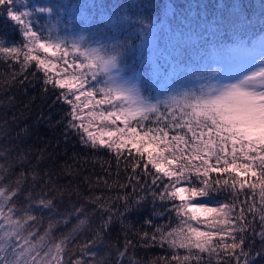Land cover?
Segmentation results:
<instances>
[{
    "label": "snow or ice",
    "instance_id": "snow-or-ice-1",
    "mask_svg": "<svg viewBox=\"0 0 264 264\" xmlns=\"http://www.w3.org/2000/svg\"><path fill=\"white\" fill-rule=\"evenodd\" d=\"M80 7L59 0L31 5L28 0H0V17L18 26L22 36L19 43L0 40V60L11 61L13 81L20 76L24 78L20 84L29 76L39 80L41 92L54 97V104L68 106L61 107L56 121L63 127L65 142L75 136L94 153L101 149L114 153L117 168L127 149L126 165L134 174L142 165V175L150 183L130 176L129 182L136 180L133 195L116 197L123 201L122 209L90 197L88 203L102 213L101 223L81 246L77 233L87 220L85 208L73 206V213L54 220L59 214L56 200L64 192L51 181V174L41 177L33 165L4 183L15 164L29 162L23 152L4 159L0 264H125V259L127 264H264V40L258 49L248 46L251 21L239 5L232 6L230 18L221 23L237 39L231 49L221 46L219 59L199 54L219 34V24L211 23L196 32L187 23L173 29L172 49L165 46L164 56L156 39L157 25L143 18L134 21L139 24L134 30L139 45L130 44L128 36L110 35L92 19H85L80 30L87 35L73 34V10ZM129 57L138 58L145 70L131 68ZM42 158L43 153L37 163ZM41 179V190L34 193L35 181ZM149 198L152 216L144 224L150 231H133L124 217ZM45 213L49 222L41 233L38 225ZM72 214L78 223L57 237L54 229ZM117 217L125 241L123 249L115 248V259H96V253L83 259L97 240L102 242ZM129 232L135 241L128 238ZM137 246L158 247L164 255L142 260L136 256ZM76 248L81 258L73 259Z\"/></svg>",
    "mask_w": 264,
    "mask_h": 264
},
{
    "label": "trees",
    "instance_id": "trees-1",
    "mask_svg": "<svg viewBox=\"0 0 264 264\" xmlns=\"http://www.w3.org/2000/svg\"><path fill=\"white\" fill-rule=\"evenodd\" d=\"M28 2L30 5L35 4L34 0H28ZM60 3L82 5L73 10L76 13V19L72 21L73 30L85 25V19H92L102 24L110 35L119 34L120 38L128 36L130 44H137L139 41L136 39L138 32L134 31L139 28V24L134 21L139 18L150 20L157 25L156 39L164 56H168V51L172 49L169 35L173 29L183 27L187 23L193 32H196L202 31L206 24L211 23L219 24V34L212 38L206 48H201L199 54L207 55L210 59L220 58L221 46L224 49L233 48V42L237 39L232 31L221 23L230 18L233 5H239L242 14L251 21V28L246 33L248 46L258 45L261 40H264V21L261 20L264 16V0H61ZM124 17L129 19L125 20ZM62 19L67 22L70 18L65 15ZM212 30L215 31L216 28L213 27ZM185 31L187 32V28ZM21 39L18 26L11 21L6 22L5 17H0V40L12 44L13 42L19 43ZM165 46L168 51H165ZM193 59L198 60L199 56H193ZM9 63L11 61L5 63L0 60V85L4 86V90L0 91V126H3V131H0V163H3L4 159L15 158L20 152L25 154L29 162L23 165L15 164L11 168V174H5L4 183L14 181L22 168L25 173L29 172L33 165L36 166V171L41 177L45 172L50 173L51 181L64 192L63 196L56 200L59 214L53 219H59L60 215L73 213V206H83L86 210L87 220L77 233V242L82 246L85 240L92 238L101 223L102 213L95 210V204L88 203L89 198L100 197L101 203L106 202L114 209H122L123 201H118L116 197L125 193L129 196L133 195L132 185L136 183V180L132 179L129 182V177L136 175L141 183L145 180L150 183V178L142 175V165L141 168L136 169L135 174L132 167L126 165L124 157L127 156V149L124 150L119 168H117L114 153L109 154L104 149L99 150V153H94L92 149L83 147L75 136H70L65 142L63 127L57 125L56 121L62 116L61 107L67 108L68 106L54 104V97L41 92L39 80H33L29 76L28 80L20 84L18 80L24 79L20 76L13 81L11 77L14 69L8 66ZM128 64L131 68L145 70L138 58L129 57ZM18 70L17 65L15 71ZM9 97L12 103H9ZM5 121H7L6 124ZM25 129L27 131H24ZM5 152L7 157L3 156ZM42 153L43 158L37 163V158ZM128 159L131 160V157ZM149 169H151L150 165ZM85 177H88L87 182ZM105 181L111 187H108ZM28 182H32L30 176ZM35 183L37 187L34 193H38L43 180H37ZM120 183L127 184L128 187L121 189L118 186ZM49 195H52L50 191ZM104 215L106 217V214ZM151 216L152 203L149 198L142 208L127 213L124 219L133 231H143L147 229L144 224L145 219ZM67 218V223H61L54 229L57 237L62 233L70 232L73 225L78 223L76 214L68 215ZM79 218L85 219L84 215H80ZM119 219V217L116 218L109 229L103 233L102 242L97 240L96 246L90 247L89 255L84 256L83 259L90 260L91 253H96V259L101 257L115 259V248L123 249L125 241ZM163 219L167 220V217ZM48 222V214L45 213L43 221L38 225L41 233L48 227ZM155 222L160 223L161 220L157 218ZM147 230L150 231V229ZM128 238L133 241L137 239L132 232L128 233ZM256 243L258 246L259 240ZM129 251L131 252V249ZM135 253L142 260L164 255V251L158 247L144 249L137 246ZM63 258L67 260L68 254L65 253ZM72 258H81L80 248H76ZM125 264H127L126 259Z\"/></svg>",
    "mask_w": 264,
    "mask_h": 264
},
{
    "label": "rangeland",
    "instance_id": "rangeland-1",
    "mask_svg": "<svg viewBox=\"0 0 264 264\" xmlns=\"http://www.w3.org/2000/svg\"><path fill=\"white\" fill-rule=\"evenodd\" d=\"M43 2H47V0H34V3L35 4H40V3H43ZM59 2H61V0H59ZM85 25H83L81 28L79 29H76V30H73V34H75L76 32H79V34H83V35H87L86 32H83V31H80ZM140 41L137 42L136 45H139ZM43 55V54H42ZM87 111V110H86ZM119 123V122H118Z\"/></svg>",
    "mask_w": 264,
    "mask_h": 264
}]
</instances>
